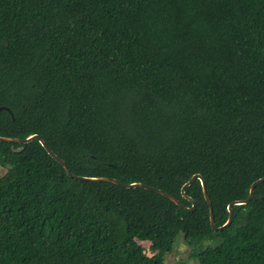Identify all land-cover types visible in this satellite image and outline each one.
I'll return each instance as SVG.
<instances>
[{
  "label": "trees",
  "instance_id": "obj_1",
  "mask_svg": "<svg viewBox=\"0 0 264 264\" xmlns=\"http://www.w3.org/2000/svg\"><path fill=\"white\" fill-rule=\"evenodd\" d=\"M8 108L9 110L5 109ZM0 264H264V0H0ZM140 241H147L144 247Z\"/></svg>",
  "mask_w": 264,
  "mask_h": 264
},
{
  "label": "water",
  "instance_id": "obj_2",
  "mask_svg": "<svg viewBox=\"0 0 264 264\" xmlns=\"http://www.w3.org/2000/svg\"><path fill=\"white\" fill-rule=\"evenodd\" d=\"M7 110H9L7 107L5 108ZM33 139H37L42 146L46 149V151L49 153V155H51L55 160H57L59 163L62 164V166L65 168L66 172L68 173L69 176H74L75 178H79V179H84V180H89V181H109V182H114V183H120L117 179L115 178H111V177H104V176H100V177H86V176H79V175H73L71 173V171L69 170L68 166L66 165V163L64 162V160L62 158H60L47 144L46 142L43 140V138L41 136H39L36 133H31L28 136H26L25 138H15V137H8V136H1L0 135V140L3 141H13V142H19V143H25L28 141H31ZM195 179H199L201 186H202V191H203V195L204 198L208 204V208H209V220H210V224L213 230H221L225 227H227L232 220V215H233V209L232 206L236 205V204H245L248 201H250V199L252 198L253 194H254V188L256 185H258L259 183L264 181V176H261L259 178H257L256 180H254L249 188V193L248 196L244 199H240V200H232L231 202L228 203L227 205V210H228V217L227 220L225 221L224 224H222L221 226H217L215 224L214 221V214H213V207H212V203L211 200L208 196L207 193V189H206V184H205V180L204 178L198 174L195 173L193 174L186 182L183 183V185L181 186V193L183 195L184 198L188 199L191 202V206H185L184 204H182L178 198H176L175 196L157 188L151 185H148L146 183L143 182H130L127 184H124L126 187H144L146 189L155 191L159 194H162L164 196H166L167 198L171 199L172 201H174L176 204H178L182 209L186 210V211H192L195 208V202L194 200L189 197L185 192V187L188 186L189 184H191Z\"/></svg>",
  "mask_w": 264,
  "mask_h": 264
},
{
  "label": "rangeland",
  "instance_id": "obj_3",
  "mask_svg": "<svg viewBox=\"0 0 264 264\" xmlns=\"http://www.w3.org/2000/svg\"><path fill=\"white\" fill-rule=\"evenodd\" d=\"M4 172V168L0 167V174ZM140 244L144 247L148 246L147 241H140ZM189 248L184 243L178 244V246L171 252L165 260V264H173L177 260L185 259L188 256Z\"/></svg>",
  "mask_w": 264,
  "mask_h": 264
}]
</instances>
